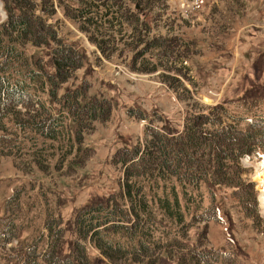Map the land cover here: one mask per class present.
I'll return each mask as SVG.
<instances>
[{
    "label": "rangeland",
    "instance_id": "rangeland-1",
    "mask_svg": "<svg viewBox=\"0 0 264 264\" xmlns=\"http://www.w3.org/2000/svg\"><path fill=\"white\" fill-rule=\"evenodd\" d=\"M125 3L129 21L139 17L149 22L151 35L178 37L175 48L172 46L170 55H162L160 60V48L152 46L148 54L137 57L136 65L149 67L147 60H152L157 62V70L136 71L132 59L139 50L130 37L131 27L122 26L121 42L116 52L107 57L90 33L82 30L84 24L68 17L56 4L48 23L56 28L63 42L71 44L84 57L82 66L72 71L58 95L64 89L77 90L88 100L97 98L105 102L110 111L106 119H96L85 127L78 135L80 138L76 137V124L66 117L65 123L72 126L69 137L55 140H44L35 133L31 135L35 139L23 136L8 118L3 119L7 127L0 129V231L9 225L14 237L10 242L0 237V264L33 261L42 264L40 254L47 249L45 227L49 220L55 222V218H60L68 228L64 239L71 241L74 232L69 226L73 227L77 212L93 200L121 191L123 172L112 162L118 148L142 144L146 130L163 125V121L180 130L187 111L186 102L176 99L181 87L191 90L189 95L201 107L224 102L229 113L236 115L234 119H241V129L264 112L263 96L257 106H247L258 100L257 92L264 93V0H125ZM5 18L0 0V22ZM53 46L54 43L41 47L27 44L25 53L52 72L49 59ZM164 67L179 79L176 82L179 89L170 87L162 78L166 73ZM39 88L38 85L35 89L36 97L56 112L57 101L49 102L47 93ZM47 88L44 85L45 91ZM240 164L241 178L248 184L246 192L252 203H242L230 187L219 186L212 197L211 191L201 185L199 217L188 230L186 242L198 249L229 250L238 264H264V186L255 179L260 164L264 165V150L243 157ZM18 251L29 254L24 263L15 257ZM67 253L68 247H63L62 255ZM87 254L95 264H109L90 245ZM120 264L141 263L127 260Z\"/></svg>",
    "mask_w": 264,
    "mask_h": 264
},
{
    "label": "trees",
    "instance_id": "trees-1",
    "mask_svg": "<svg viewBox=\"0 0 264 264\" xmlns=\"http://www.w3.org/2000/svg\"><path fill=\"white\" fill-rule=\"evenodd\" d=\"M1 1L6 18L0 22V129H6L3 119L8 118L23 136L32 139H35L31 136L33 133L44 140L60 136L67 139L72 126L70 123L67 126L66 117L76 124V137L80 138L78 135L85 127L96 119H106L110 111L105 102L97 98L88 100L77 90L64 89L58 95L72 71L82 66L84 57L71 44L63 42L56 28L48 23L56 4L68 17L84 24L82 30L90 33L100 52L107 57L116 52L121 42L122 26L131 27L130 37L139 50L132 59L137 71H156L157 63L147 60L151 66L136 65L137 57L148 54L152 46L160 48V60L162 55L168 57L178 38L151 35L150 24L145 19L134 17L129 21L125 16V0H107L106 3L97 0ZM100 4L104 7H99ZM51 43L55 44L49 59L53 71L48 72L40 61L28 58L25 46L41 47ZM162 78L170 87L179 89L176 83L179 79L168 69ZM38 85L39 90L47 93L49 102L59 104L56 112L36 97ZM44 85L48 86L47 91ZM181 89L180 99L187 106L182 130L172 129L167 124L153 126L146 130L147 137L142 144L118 148L112 162L123 172L121 191L82 207L73 227L69 226L74 232L71 241L64 239L68 228L62 225L60 218H55V222L49 220L45 227L47 249L40 254L42 264H95L87 254L88 245L96 248L109 264L127 260L141 264H238L230 252L210 247L198 249L186 241L188 230L199 217L197 212L203 198L201 185L211 191L212 197L219 186L230 187L242 203H252L246 192L248 184L241 178L240 160L264 150V112L255 115L256 119H250L247 128L241 129V119H234L236 115L229 113L224 102L201 107L189 95L191 90ZM256 95L258 100L248 107L257 106L264 97L263 90ZM8 226L0 231L3 232L0 237L6 242L14 237ZM66 246L68 253L63 256L62 249ZM15 257L21 263L29 254L18 251Z\"/></svg>",
    "mask_w": 264,
    "mask_h": 264
},
{
    "label": "bare ground",
    "instance_id": "bare-ground-1",
    "mask_svg": "<svg viewBox=\"0 0 264 264\" xmlns=\"http://www.w3.org/2000/svg\"><path fill=\"white\" fill-rule=\"evenodd\" d=\"M255 179L261 184L260 186H264V165L260 164V168L255 172ZM264 204V197L262 199Z\"/></svg>",
    "mask_w": 264,
    "mask_h": 264
}]
</instances>
